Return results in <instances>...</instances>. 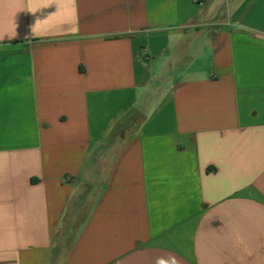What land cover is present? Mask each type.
I'll list each match as a JSON object with an SVG mask.
<instances>
[{"label": "crops", "instance_id": "1", "mask_svg": "<svg viewBox=\"0 0 264 264\" xmlns=\"http://www.w3.org/2000/svg\"><path fill=\"white\" fill-rule=\"evenodd\" d=\"M0 0V264H264V0Z\"/></svg>", "mask_w": 264, "mask_h": 264}, {"label": "built area", "instance_id": "2", "mask_svg": "<svg viewBox=\"0 0 264 264\" xmlns=\"http://www.w3.org/2000/svg\"><path fill=\"white\" fill-rule=\"evenodd\" d=\"M196 2H198V3H202V2H203V0H197Z\"/></svg>", "mask_w": 264, "mask_h": 264}]
</instances>
